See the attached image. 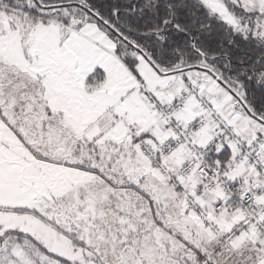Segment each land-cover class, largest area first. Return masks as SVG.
Here are the masks:
<instances>
[{
  "label": "snow or ice",
  "instance_id": "1",
  "mask_svg": "<svg viewBox=\"0 0 264 264\" xmlns=\"http://www.w3.org/2000/svg\"><path fill=\"white\" fill-rule=\"evenodd\" d=\"M0 264H264V0H0Z\"/></svg>",
  "mask_w": 264,
  "mask_h": 264
}]
</instances>
